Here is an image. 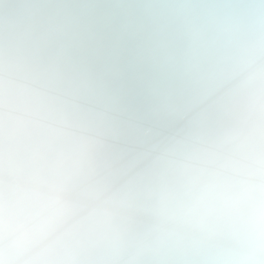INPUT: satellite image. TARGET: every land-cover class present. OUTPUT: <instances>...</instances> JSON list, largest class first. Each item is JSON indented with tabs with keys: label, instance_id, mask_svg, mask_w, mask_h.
Masks as SVG:
<instances>
[{
	"label": "clouds",
	"instance_id": "clouds-1",
	"mask_svg": "<svg viewBox=\"0 0 264 264\" xmlns=\"http://www.w3.org/2000/svg\"><path fill=\"white\" fill-rule=\"evenodd\" d=\"M0 264H264V0H0Z\"/></svg>",
	"mask_w": 264,
	"mask_h": 264
}]
</instances>
